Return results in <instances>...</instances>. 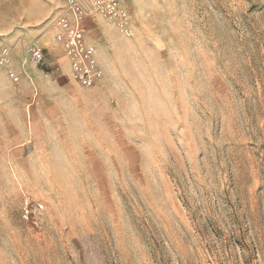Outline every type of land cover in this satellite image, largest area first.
Returning <instances> with one entry per match:
<instances>
[{
  "label": "rangeland",
  "instance_id": "obj_1",
  "mask_svg": "<svg viewBox=\"0 0 264 264\" xmlns=\"http://www.w3.org/2000/svg\"><path fill=\"white\" fill-rule=\"evenodd\" d=\"M138 1L139 37H87L92 119L69 8L0 0V264H264V0Z\"/></svg>",
  "mask_w": 264,
  "mask_h": 264
},
{
  "label": "built area",
  "instance_id": "obj_2",
  "mask_svg": "<svg viewBox=\"0 0 264 264\" xmlns=\"http://www.w3.org/2000/svg\"><path fill=\"white\" fill-rule=\"evenodd\" d=\"M67 2L70 0H62ZM127 0H72L70 4V15L61 20L63 42L66 54L71 59V70H73L79 84L86 88L95 86L98 79L103 76V71L96 66L95 53L86 45V30L84 19L102 14L104 17L116 15L118 22H125L131 13V6L122 7ZM34 50V51H33ZM33 54L39 62L44 61L45 55L39 48H34Z\"/></svg>",
  "mask_w": 264,
  "mask_h": 264
},
{
  "label": "crops",
  "instance_id": "obj_3",
  "mask_svg": "<svg viewBox=\"0 0 264 264\" xmlns=\"http://www.w3.org/2000/svg\"><path fill=\"white\" fill-rule=\"evenodd\" d=\"M84 22H85L84 27L86 30V34H85L86 40H87V37H90V35H92L91 39H93L94 41L101 40V37L103 35H106V37H108L110 41L113 40L114 38H118V36H119L118 30H117L118 28L115 25L113 27H110L107 24H105L104 22L100 21L97 17H86L84 19ZM99 24L100 25L103 24V27H100ZM48 39H49V44L47 46L50 48V46L53 45V41L51 38H48ZM99 53H100V55H99V68L103 71V74L105 77L103 82H101V83L97 82L93 88H86V87L81 86L79 84V81L77 80V78L74 74L76 82L78 83L81 91L84 93V95L86 97V102H88V109H89L90 116L92 119H93L92 107L95 104V100H97V99L98 100L99 99L104 100L105 98H107L109 96V91H110L111 86H112L110 74L108 73V70L106 69V67L108 65V63H107L108 60L106 59L104 51L101 47H99ZM47 87L53 88V89L58 87L59 89L55 90V91H57L58 94L60 96H62L63 100L65 99L64 103L71 104V101H69L70 100L69 98L72 97L71 90L66 89V86L64 84L62 86L60 84L57 86H54L50 82V83H48ZM88 138H89L88 140H92L90 137H88Z\"/></svg>",
  "mask_w": 264,
  "mask_h": 264
},
{
  "label": "bare ground",
  "instance_id": "obj_4",
  "mask_svg": "<svg viewBox=\"0 0 264 264\" xmlns=\"http://www.w3.org/2000/svg\"><path fill=\"white\" fill-rule=\"evenodd\" d=\"M71 2H72V0L67 1V2L64 1V5L66 6V8H70L71 7L70 6ZM135 3L137 4L139 11L142 13V8H141V6L139 4V1L138 0H135ZM135 3H134V0H127V1H125V2L122 3V7L123 8L124 7L127 8L128 5H129V6H131V9H132L131 13L128 14L127 19H126L125 22H118L115 14L112 15L111 17H104L102 14H96V16H94V17H97V18L99 17L100 18L99 20L102 21V22H104L108 26L113 27L115 25L118 28L117 30H118L119 36H118V38H114L113 40H111L112 44L115 45V43L118 42L119 39L124 40V41L125 40L128 41L131 37H133V35H135L136 37H139L138 36V33H139V30L142 29V20H140V18H139V13H138L137 6H136ZM86 45L88 47H90V48L93 49V51L95 53L96 66L98 68L99 67V62H98V57H97L96 49L93 48V47H91V46H89L87 43H86ZM108 47H110V46L108 45ZM39 49H42V48H39ZM1 56H2L1 62L3 64H6L7 65V64L10 63V61L12 59V56H8L7 55V50H3L1 52ZM68 61L70 62V65L69 64H68V66L66 65V70L69 68V66L71 68V62L72 61H71L70 58H69ZM72 72H73V70H72ZM67 74H69V73H66V75ZM12 76H13V78H14L15 81H18L19 80V76L18 75H15L14 73H12ZM71 76H73V75H71ZM101 78L98 79V82L101 81ZM83 99H84V97H83Z\"/></svg>",
  "mask_w": 264,
  "mask_h": 264
}]
</instances>
